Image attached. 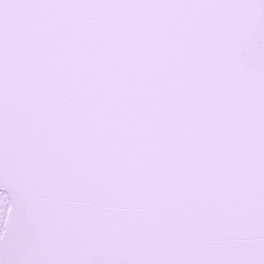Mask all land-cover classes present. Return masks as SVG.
<instances>
[{
	"label": "snow or ice",
	"instance_id": "1",
	"mask_svg": "<svg viewBox=\"0 0 264 264\" xmlns=\"http://www.w3.org/2000/svg\"><path fill=\"white\" fill-rule=\"evenodd\" d=\"M0 264H264V0H0Z\"/></svg>",
	"mask_w": 264,
	"mask_h": 264
}]
</instances>
